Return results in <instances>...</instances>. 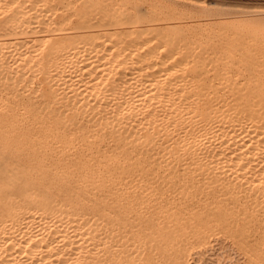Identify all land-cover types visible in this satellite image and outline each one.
<instances>
[{"label":"bare ground","instance_id":"1","mask_svg":"<svg viewBox=\"0 0 264 264\" xmlns=\"http://www.w3.org/2000/svg\"><path fill=\"white\" fill-rule=\"evenodd\" d=\"M177 11L0 0V264H264V20Z\"/></svg>","mask_w":264,"mask_h":264},{"label":"rangeland","instance_id":"2","mask_svg":"<svg viewBox=\"0 0 264 264\" xmlns=\"http://www.w3.org/2000/svg\"><path fill=\"white\" fill-rule=\"evenodd\" d=\"M140 2L146 6L152 3L176 11L178 10V16H183L186 21L189 18L190 20L194 18V20L198 21H219L227 20V18L230 20H243L245 22L247 20H251V22L264 20V0H140Z\"/></svg>","mask_w":264,"mask_h":264}]
</instances>
